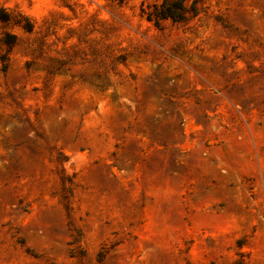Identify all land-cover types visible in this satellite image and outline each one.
Returning <instances> with one entry per match:
<instances>
[{
	"label": "rangeland",
	"instance_id": "rangeland-1",
	"mask_svg": "<svg viewBox=\"0 0 264 264\" xmlns=\"http://www.w3.org/2000/svg\"><path fill=\"white\" fill-rule=\"evenodd\" d=\"M162 1L0 0V264H264V0Z\"/></svg>",
	"mask_w": 264,
	"mask_h": 264
},
{
	"label": "trees",
	"instance_id": "trees-1",
	"mask_svg": "<svg viewBox=\"0 0 264 264\" xmlns=\"http://www.w3.org/2000/svg\"><path fill=\"white\" fill-rule=\"evenodd\" d=\"M185 6L182 0L168 1L164 0L159 5H154L151 10L146 12V18L159 24L161 20L171 19L172 21H181L185 18ZM234 264H242V260H237Z\"/></svg>",
	"mask_w": 264,
	"mask_h": 264
}]
</instances>
